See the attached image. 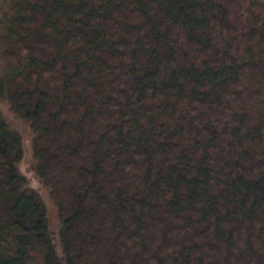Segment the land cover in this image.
Returning a JSON list of instances; mask_svg holds the SVG:
<instances>
[{
    "label": "trees",
    "instance_id": "1",
    "mask_svg": "<svg viewBox=\"0 0 264 264\" xmlns=\"http://www.w3.org/2000/svg\"><path fill=\"white\" fill-rule=\"evenodd\" d=\"M1 3L0 264H264L263 3Z\"/></svg>",
    "mask_w": 264,
    "mask_h": 264
},
{
    "label": "rangeland",
    "instance_id": "2",
    "mask_svg": "<svg viewBox=\"0 0 264 264\" xmlns=\"http://www.w3.org/2000/svg\"><path fill=\"white\" fill-rule=\"evenodd\" d=\"M256 1H259L261 3L264 4V0H256ZM2 3H1V0H0V27H1V15L8 10V7H6V5L4 6V10L2 11V7H1ZM1 48V46H0ZM1 54H0V63H2L1 61ZM1 67V66H0ZM3 69L1 68L0 69V74L2 73ZM1 105V104H0ZM2 107V106H1ZM12 123V126L16 129V130H19V132L23 133L24 135V138H25V141H26V146H29L30 143V130H27V127L24 126V125H21L20 123H17L16 121L14 122H11ZM28 163V162H26ZM47 204V207L50 208V211L53 212L52 214H54V207H52V205L47 201L46 202ZM55 215V214H54ZM52 217V216H51ZM53 227V226H52Z\"/></svg>",
    "mask_w": 264,
    "mask_h": 264
}]
</instances>
